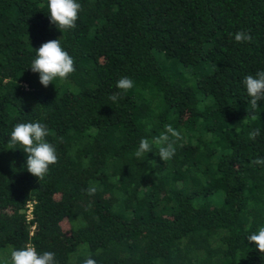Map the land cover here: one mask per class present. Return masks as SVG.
Wrapping results in <instances>:
<instances>
[{
  "label": "trees",
  "instance_id": "obj_1",
  "mask_svg": "<svg viewBox=\"0 0 264 264\" xmlns=\"http://www.w3.org/2000/svg\"><path fill=\"white\" fill-rule=\"evenodd\" d=\"M77 2L76 27L61 31L48 0H0V264L28 245L56 264H264L247 241L264 227V165L252 163L264 100L252 110L243 83L264 71V0ZM53 39L76 70L44 87L30 67ZM27 122L46 124L56 148L42 180L22 145L9 149ZM169 124L183 139L162 161L154 141ZM142 138L152 152L138 160Z\"/></svg>",
  "mask_w": 264,
  "mask_h": 264
},
{
  "label": "clouds",
  "instance_id": "obj_2",
  "mask_svg": "<svg viewBox=\"0 0 264 264\" xmlns=\"http://www.w3.org/2000/svg\"><path fill=\"white\" fill-rule=\"evenodd\" d=\"M48 13L50 23L56 25L61 31L74 29L78 19V13L82 10L77 0H48ZM234 39L238 43L250 42L252 37L249 33L238 31ZM31 71L39 74L40 83L48 87L57 78L65 80L75 72L74 58L65 51L59 39L49 40L36 49V58L31 62ZM250 99L252 110L258 107V101L264 100V71H258L255 76L248 75L243 81ZM134 82L131 78L124 76L117 83V89L127 92L133 88ZM120 92L110 95L109 99L117 102L122 99ZM49 130L46 124L40 122L18 123L10 133L9 149H16V145H22L23 151L27 154V170L38 178L44 179L49 172V166L58 162L56 148L47 142L46 137ZM260 135V129L255 128L249 133V138L255 140ZM183 139L180 131L173 128L171 124L159 137L155 144L160 145L158 155L162 161L172 159L176 153L178 141ZM152 152V143L147 138H142L134 155L139 160L146 153ZM254 165H264V158H256L252 161ZM97 186L90 185L86 192L88 195H95ZM247 241L254 243L260 253H264V227L258 232L247 236ZM11 264H56L55 253L44 251L38 254L35 247L28 245L21 249H13L10 252ZM83 264H96L92 258H86Z\"/></svg>",
  "mask_w": 264,
  "mask_h": 264
},
{
  "label": "built area",
  "instance_id": "obj_3",
  "mask_svg": "<svg viewBox=\"0 0 264 264\" xmlns=\"http://www.w3.org/2000/svg\"><path fill=\"white\" fill-rule=\"evenodd\" d=\"M26 217H27V219H29V218H31V214H30V209H31V204H27L26 205Z\"/></svg>",
  "mask_w": 264,
  "mask_h": 264
},
{
  "label": "rangeland",
  "instance_id": "obj_4",
  "mask_svg": "<svg viewBox=\"0 0 264 264\" xmlns=\"http://www.w3.org/2000/svg\"><path fill=\"white\" fill-rule=\"evenodd\" d=\"M74 179V178H73ZM62 229L64 230V231H67V223L66 222H64L63 224H62Z\"/></svg>",
  "mask_w": 264,
  "mask_h": 264
}]
</instances>
